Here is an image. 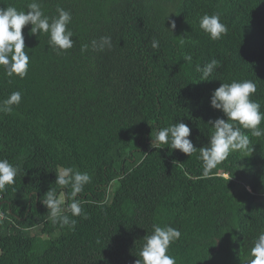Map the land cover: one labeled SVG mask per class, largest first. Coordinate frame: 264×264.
Returning a JSON list of instances; mask_svg holds the SVG:
<instances>
[{
    "label": "trees",
    "instance_id": "1",
    "mask_svg": "<svg viewBox=\"0 0 264 264\" xmlns=\"http://www.w3.org/2000/svg\"><path fill=\"white\" fill-rule=\"evenodd\" d=\"M30 2L0 8L26 11ZM39 2L46 15L58 6L72 13L75 43L57 54L27 25V76L0 67V100L22 93L12 113H0V159L20 168L0 191V264H135L154 223L181 231L169 249L177 264H245L264 230V137L242 129L252 151L231 152L205 176L199 150L152 146L150 134L183 122L193 145L206 146L208 122L226 119L211 94L234 79L256 83L252 99L264 112V0ZM204 13H218L227 34L210 39L199 27ZM102 36L112 47L94 50ZM212 59L220 66L201 81L196 67ZM59 167L92 177L78 194L88 218L69 213L75 230L53 224L42 202L53 188L68 202L71 187L55 184Z\"/></svg>",
    "mask_w": 264,
    "mask_h": 264
},
{
    "label": "clouds",
    "instance_id": "2",
    "mask_svg": "<svg viewBox=\"0 0 264 264\" xmlns=\"http://www.w3.org/2000/svg\"><path fill=\"white\" fill-rule=\"evenodd\" d=\"M27 10H18L15 6L0 8V67L7 77L17 76L23 79L27 76L30 64V55L26 51L25 38L22 30L31 25L32 35L41 33L48 36L49 46L57 53L71 49L74 45V36L69 25L72 21V13L63 7L56 8V15H46L39 0H32L26 6ZM175 27V24L172 25ZM199 27L212 40H219L228 32L226 24L221 22L220 15L204 13L199 19ZM183 44V38L180 39ZM94 50L104 51L112 47L110 36H102L98 40L91 41ZM152 48L159 47V41L155 38L151 42ZM86 50L89 46H83ZM184 60L192 61L190 55ZM220 66V62L212 59L201 67L197 65L196 71L201 73V81H209L213 71ZM257 91V85L252 80H232L221 83L210 98V106L220 110L225 118L210 120L208 124L212 129L209 142L206 146L196 148L191 139L190 127L183 122H174L166 127L152 128L151 140L153 145H169L171 149L180 150L187 156L199 150V159L203 163L205 176L224 161L231 152L252 151L250 137L242 129L249 130L252 137H264V112L261 104L252 99ZM22 101L21 91L11 92L7 98L0 100V113L10 114L14 106H19ZM253 146V145H252ZM163 148V147H160ZM20 172L18 166H14L8 159H0V191L6 185H13L15 177ZM55 184L71 187V194L65 204V197L58 195L56 189H49L42 199L48 209L49 217L53 224L61 227L67 226L75 230L77 221L72 217L88 218L84 212L78 194L82 193L85 185L91 182L92 177L87 171H80L74 167H59L55 170ZM181 238V231L170 225L153 224L152 231L143 237V243L138 253L135 264H177L176 257L169 254L172 244ZM245 264H264V230H261L253 239L249 259Z\"/></svg>",
    "mask_w": 264,
    "mask_h": 264
},
{
    "label": "built area",
    "instance_id": "3",
    "mask_svg": "<svg viewBox=\"0 0 264 264\" xmlns=\"http://www.w3.org/2000/svg\"><path fill=\"white\" fill-rule=\"evenodd\" d=\"M1 217H2V214H1V212H0V219H1Z\"/></svg>",
    "mask_w": 264,
    "mask_h": 264
}]
</instances>
